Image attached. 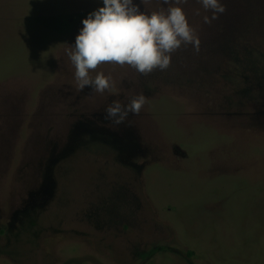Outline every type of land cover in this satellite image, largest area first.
I'll list each match as a JSON object with an SVG mask.
<instances>
[{
    "label": "rangeland",
    "instance_id": "374dc122",
    "mask_svg": "<svg viewBox=\"0 0 264 264\" xmlns=\"http://www.w3.org/2000/svg\"><path fill=\"white\" fill-rule=\"evenodd\" d=\"M220 2L181 5L198 51L101 64L99 93L66 49L102 0H0V264H264V0Z\"/></svg>",
    "mask_w": 264,
    "mask_h": 264
},
{
    "label": "clouds",
    "instance_id": "9594fccd",
    "mask_svg": "<svg viewBox=\"0 0 264 264\" xmlns=\"http://www.w3.org/2000/svg\"><path fill=\"white\" fill-rule=\"evenodd\" d=\"M150 0H141L147 4ZM188 0H161L167 7L151 12L141 11L133 0H102V7L89 13L81 21L83 27L75 38L74 46H67L66 54L75 68L74 79L81 90L86 86L103 93L113 87L112 78L103 72L95 77L90 71L101 64L127 65L146 75L154 69H167L174 52L191 44L199 50L196 30L190 26L181 5ZM211 17L226 11L220 0H197ZM199 15V10L196 12ZM143 94L134 95L127 104L114 100L105 109V116L116 124L124 123L129 114L137 115L146 103Z\"/></svg>",
    "mask_w": 264,
    "mask_h": 264
},
{
    "label": "trees",
    "instance_id": "16d2710c",
    "mask_svg": "<svg viewBox=\"0 0 264 264\" xmlns=\"http://www.w3.org/2000/svg\"><path fill=\"white\" fill-rule=\"evenodd\" d=\"M161 248L160 247H155V248H152L150 249L147 253L144 254L145 257H148V256H151L153 255L154 253L160 251Z\"/></svg>",
    "mask_w": 264,
    "mask_h": 264
}]
</instances>
